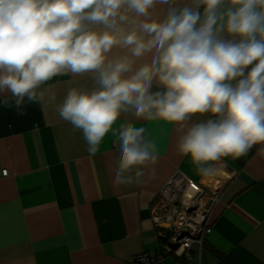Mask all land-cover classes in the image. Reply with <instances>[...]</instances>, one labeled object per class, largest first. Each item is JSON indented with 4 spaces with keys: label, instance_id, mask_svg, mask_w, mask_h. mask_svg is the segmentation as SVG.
Returning <instances> with one entry per match:
<instances>
[{
    "label": "clouds",
    "instance_id": "clouds-1",
    "mask_svg": "<svg viewBox=\"0 0 264 264\" xmlns=\"http://www.w3.org/2000/svg\"><path fill=\"white\" fill-rule=\"evenodd\" d=\"M156 5H168L162 18ZM68 71L97 74L99 88L71 89L59 106L60 117L82 130L89 155L127 112L169 123L210 114L177 145L204 178L223 158L239 159L256 145L264 152V0L182 7L177 0H0V96L10 93L19 110ZM154 82L163 91L153 92ZM145 131L122 126L114 184H130L125 173L156 162Z\"/></svg>",
    "mask_w": 264,
    "mask_h": 264
},
{
    "label": "crops",
    "instance_id": "crops-1",
    "mask_svg": "<svg viewBox=\"0 0 264 264\" xmlns=\"http://www.w3.org/2000/svg\"><path fill=\"white\" fill-rule=\"evenodd\" d=\"M191 3L177 0L180 7ZM155 7L162 18L168 5ZM125 52L114 49L112 55ZM146 60L150 54L137 59L135 67ZM96 76L70 71L55 76L37 89L43 99L25 97L19 110L10 93L0 96V264H132L141 253L162 256L167 264L172 258L176 264L167 244L171 226L165 210L167 185L178 173L200 186L204 196L199 204L210 212V232L193 244L192 264H264L261 145L239 159L223 158L219 172L204 178L177 145L210 114L169 123L137 120L127 112L99 151L89 155L82 130L60 117L59 106L71 89L99 88ZM158 90L163 88L154 82L152 91ZM128 123L145 127V142L156 144V162L134 167L124 174L132 182L116 185L118 137ZM137 171L143 175L137 177ZM181 198L183 206L193 205Z\"/></svg>",
    "mask_w": 264,
    "mask_h": 264
},
{
    "label": "built area",
    "instance_id": "built-area-1",
    "mask_svg": "<svg viewBox=\"0 0 264 264\" xmlns=\"http://www.w3.org/2000/svg\"><path fill=\"white\" fill-rule=\"evenodd\" d=\"M8 170L3 171V175H8ZM168 201L165 218L171 226L167 244L169 252L176 255V264H192V246L195 242L201 243L210 232V212L203 209L200 198L204 196L200 186L193 180L177 174L167 185ZM166 191V189H165ZM181 197L191 200L193 205L183 206ZM181 198V199H180ZM186 229L187 233L183 230ZM132 264H167L166 258L159 256L152 258L149 253L136 255Z\"/></svg>",
    "mask_w": 264,
    "mask_h": 264
},
{
    "label": "rangeland",
    "instance_id": "rangeland-1",
    "mask_svg": "<svg viewBox=\"0 0 264 264\" xmlns=\"http://www.w3.org/2000/svg\"><path fill=\"white\" fill-rule=\"evenodd\" d=\"M168 261H169L170 263L174 264V263H173L174 260H173L172 258H168Z\"/></svg>",
    "mask_w": 264,
    "mask_h": 264
},
{
    "label": "water",
    "instance_id": "water-1",
    "mask_svg": "<svg viewBox=\"0 0 264 264\" xmlns=\"http://www.w3.org/2000/svg\"><path fill=\"white\" fill-rule=\"evenodd\" d=\"M183 232H184V233H187V230H186V229H184V230H183Z\"/></svg>",
    "mask_w": 264,
    "mask_h": 264
}]
</instances>
